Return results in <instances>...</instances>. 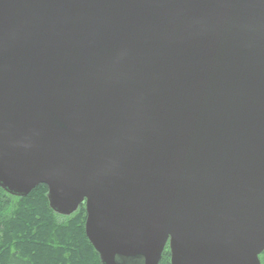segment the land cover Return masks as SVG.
Returning a JSON list of instances; mask_svg holds the SVG:
<instances>
[{
  "label": "water",
  "instance_id": "95a60500",
  "mask_svg": "<svg viewBox=\"0 0 264 264\" xmlns=\"http://www.w3.org/2000/svg\"><path fill=\"white\" fill-rule=\"evenodd\" d=\"M41 184L102 264H262L264 0H0V187Z\"/></svg>",
  "mask_w": 264,
  "mask_h": 264
},
{
  "label": "trees",
  "instance_id": "16d2710c",
  "mask_svg": "<svg viewBox=\"0 0 264 264\" xmlns=\"http://www.w3.org/2000/svg\"><path fill=\"white\" fill-rule=\"evenodd\" d=\"M47 195L45 184L26 197L0 187V264H102L85 233V204L64 216ZM260 259L264 264V252ZM159 264H171L168 246Z\"/></svg>",
  "mask_w": 264,
  "mask_h": 264
},
{
  "label": "rangeland",
  "instance_id": "374dc122",
  "mask_svg": "<svg viewBox=\"0 0 264 264\" xmlns=\"http://www.w3.org/2000/svg\"><path fill=\"white\" fill-rule=\"evenodd\" d=\"M74 214V213H73Z\"/></svg>",
  "mask_w": 264,
  "mask_h": 264
}]
</instances>
